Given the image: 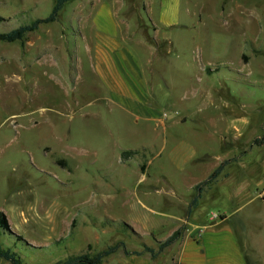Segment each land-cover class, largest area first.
Segmentation results:
<instances>
[{"label": "rangeland", "instance_id": "1", "mask_svg": "<svg viewBox=\"0 0 264 264\" xmlns=\"http://www.w3.org/2000/svg\"><path fill=\"white\" fill-rule=\"evenodd\" d=\"M55 1L0 0V32ZM160 1L71 0L56 21L0 41V211L12 231L0 243L23 263L118 242L156 251L185 234L194 185L236 156L188 225L225 217L218 232L241 249L264 241V0H178L172 28L158 22ZM103 2L121 8L139 62L128 94L104 88L88 62L89 13ZM176 250L126 262L177 264ZM118 252L100 264H120Z\"/></svg>", "mask_w": 264, "mask_h": 264}, {"label": "crops", "instance_id": "2", "mask_svg": "<svg viewBox=\"0 0 264 264\" xmlns=\"http://www.w3.org/2000/svg\"><path fill=\"white\" fill-rule=\"evenodd\" d=\"M178 3V0L160 1L159 5L162 8V12L158 22L163 27L172 28L176 24L175 15L176 5H178ZM120 9L121 8L118 6L115 7V3L108 5L103 2L97 7H94L92 11L90 10L89 13L90 16H92V19L89 28L90 36L88 38V62L90 68L99 76L103 87H109L108 90L114 95L131 93V88L128 87L126 78L130 77L132 85H137L135 72L139 64L136 54L129 52L124 45L127 38L129 39V35L128 32L125 33V31H122L125 24H123L119 17L121 14ZM144 13L146 14V17L151 20L148 16L147 3H145ZM225 168H227V166ZM223 171L219 176L227 175L225 171ZM206 189L202 192L197 206ZM197 206L191 210L190 214L197 208ZM190 214L188 216L186 215L187 225L185 234H182L178 241L170 245L176 246L177 248L175 255L177 264H264V241H255L250 247L241 249L237 246V244L240 243V239L236 234L231 232H218L219 229L217 228L220 227L221 221L224 220L225 217L222 218V220H216L213 222L212 226L206 225L208 223V218H205L201 225L199 223H191V226H189ZM190 227L192 230L187 232V229ZM215 228L216 231L214 230ZM199 230H203V233L196 238L197 231ZM132 233L137 235L133 230ZM118 251H120L126 258L124 261L120 262V264H128L126 262L127 257H129L128 259H131L132 257H143V255L147 254L150 256L149 253H142L141 255H125L121 249H118L112 255H116L119 253Z\"/></svg>", "mask_w": 264, "mask_h": 264}, {"label": "trees", "instance_id": "3", "mask_svg": "<svg viewBox=\"0 0 264 264\" xmlns=\"http://www.w3.org/2000/svg\"><path fill=\"white\" fill-rule=\"evenodd\" d=\"M71 0H56L50 13L44 18H38L31 21L28 24L21 25L15 29L8 32H0V41L12 43L20 40L26 33L33 32L39 28L40 25L49 24L57 19V15L61 10L62 6ZM130 152H123L121 159H126V155ZM239 156L232 157L230 159L222 161L210 175H208L204 180L195 185V194L189 204L187 205L186 215L188 216L193 208L197 206L198 200L201 197L202 192L208 188L212 183L216 181L218 176L222 173L224 168L229 164L239 160ZM2 233L12 234L10 225L6 216L0 211V237ZM182 236V227L175 230L167 238L162 241L157 242V250L154 251L152 248L144 246L141 252H129L126 250L122 242H118L115 245L107 247L91 256L85 254H77L66 257L63 260L57 261L54 264H100L105 258L114 254L118 249H121L125 255H141L142 253H149L151 258H155L163 249L169 247L178 241ZM0 259L8 262L9 264H25L21 261V258L17 253L13 252L9 248H4L0 243Z\"/></svg>", "mask_w": 264, "mask_h": 264}]
</instances>
